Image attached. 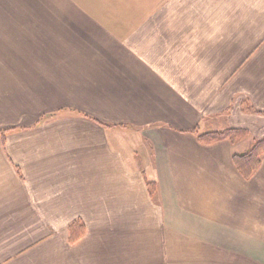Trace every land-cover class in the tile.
<instances>
[{
  "label": "crops",
  "instance_id": "crops-1",
  "mask_svg": "<svg viewBox=\"0 0 264 264\" xmlns=\"http://www.w3.org/2000/svg\"><path fill=\"white\" fill-rule=\"evenodd\" d=\"M225 128L264 136V0H0V264H264Z\"/></svg>",
  "mask_w": 264,
  "mask_h": 264
},
{
  "label": "trees",
  "instance_id": "trees-1",
  "mask_svg": "<svg viewBox=\"0 0 264 264\" xmlns=\"http://www.w3.org/2000/svg\"><path fill=\"white\" fill-rule=\"evenodd\" d=\"M196 138L202 143H213L220 140L233 142L236 138L247 134V130L240 128H225L223 130H213L198 132L194 130ZM264 155V136L254 142L244 152L235 153L232 155V161L241 175L245 178L250 177L258 167L262 156ZM151 188V184L148 183ZM83 231V225L79 222H74L70 227L71 238H77Z\"/></svg>",
  "mask_w": 264,
  "mask_h": 264
},
{
  "label": "rangeland",
  "instance_id": "rangeland-1",
  "mask_svg": "<svg viewBox=\"0 0 264 264\" xmlns=\"http://www.w3.org/2000/svg\"><path fill=\"white\" fill-rule=\"evenodd\" d=\"M221 130H223V129H221ZM262 137H263V136H262ZM262 137H261V138H262ZM261 138H256V137L250 135V133L247 131V134H245L244 136L236 138L233 142H230V141H228V142L232 143V144L235 145L236 147H237L238 144L243 145V149H242L240 152H238V153H241V152H244V151H245L248 147H250L254 142H256L257 140H259V139H261ZM246 143H247V145L245 146ZM244 146H245V147H244ZM234 154H235V153H234ZM262 155H263V154H262ZM263 158H264V155L262 156L261 161H260L258 167L260 166V164H261ZM258 167L255 169V171L252 173V175L256 172V170L258 169ZM237 170H238V169H237ZM238 171H239V170H238ZM240 174H241V173H240ZM252 175H250V177H251ZM250 177H248V178H250ZM244 178H245V177H244Z\"/></svg>",
  "mask_w": 264,
  "mask_h": 264
}]
</instances>
